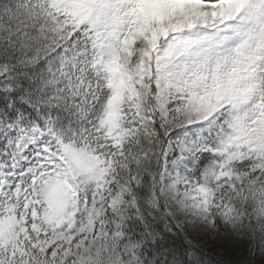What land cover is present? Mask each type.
I'll return each mask as SVG.
<instances>
[{"label":"snow or ice","instance_id":"snow-or-ice-1","mask_svg":"<svg viewBox=\"0 0 264 264\" xmlns=\"http://www.w3.org/2000/svg\"><path fill=\"white\" fill-rule=\"evenodd\" d=\"M0 264H264V0H0Z\"/></svg>","mask_w":264,"mask_h":264}]
</instances>
